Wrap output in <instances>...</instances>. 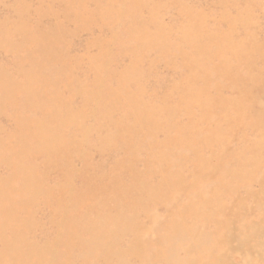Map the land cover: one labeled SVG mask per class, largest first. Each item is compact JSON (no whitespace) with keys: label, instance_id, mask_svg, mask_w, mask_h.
<instances>
[{"label":"rangeland","instance_id":"rangeland-1","mask_svg":"<svg viewBox=\"0 0 264 264\" xmlns=\"http://www.w3.org/2000/svg\"><path fill=\"white\" fill-rule=\"evenodd\" d=\"M0 264H264V0H0Z\"/></svg>","mask_w":264,"mask_h":264}]
</instances>
